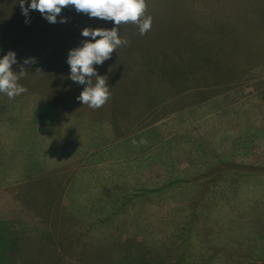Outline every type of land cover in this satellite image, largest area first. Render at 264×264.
<instances>
[{
	"label": "rangeland",
	"instance_id": "obj_1",
	"mask_svg": "<svg viewBox=\"0 0 264 264\" xmlns=\"http://www.w3.org/2000/svg\"><path fill=\"white\" fill-rule=\"evenodd\" d=\"M146 4L150 30L122 24L129 44L94 65L112 94L94 110L76 99L68 54L85 27L114 22L68 6L53 24L0 0V58L14 51L17 72L36 59L25 93H0V264H264V197L248 199L264 179L247 180L264 178V0ZM26 189L38 196L25 209ZM65 189L103 201L100 229L70 218L68 262L51 237L61 198L48 197Z\"/></svg>",
	"mask_w": 264,
	"mask_h": 264
},
{
	"label": "clouds",
	"instance_id": "obj_2",
	"mask_svg": "<svg viewBox=\"0 0 264 264\" xmlns=\"http://www.w3.org/2000/svg\"><path fill=\"white\" fill-rule=\"evenodd\" d=\"M26 0H19L22 14L27 17L30 10H36L49 23H57L62 9L73 6L78 13L87 14L90 18H99L105 21H113L114 27L89 28L85 27L81 35L85 38L82 46L69 51L67 63L70 66L69 79L79 85H85L80 95L76 98L83 105L91 109H99L111 98L106 76L97 74L94 65L102 64L110 59L118 47L127 46L129 41L119 36V28L122 24L133 23L139 29L140 35H145L151 28L152 17L147 15L146 0H31L25 6ZM25 23H30L25 20ZM59 23H67V18L61 17ZM99 37V39H97ZM18 63L14 51H8L0 58V93L13 99L27 91L19 83V80L28 75L24 65L36 63V59L27 58L19 65L20 71H14L13 65ZM41 74L43 72L37 69ZM95 80V82H94ZM135 144L136 141H133ZM140 143L146 144V140Z\"/></svg>",
	"mask_w": 264,
	"mask_h": 264
},
{
	"label": "crops",
	"instance_id": "obj_3",
	"mask_svg": "<svg viewBox=\"0 0 264 264\" xmlns=\"http://www.w3.org/2000/svg\"><path fill=\"white\" fill-rule=\"evenodd\" d=\"M75 10V8H74ZM74 14V17L75 16H79V13L77 11L75 12H72ZM83 18H85V15H83ZM255 159V157H253ZM253 162H257V160H254ZM256 179V180H255ZM264 178L260 177L258 178L257 175H253L251 176L249 179L250 182H254L256 183L257 180L259 182L263 181ZM241 180V178H240ZM260 185H263V184H260ZM238 189V196L235 194L234 196H236L237 198H240L242 195V191H245L246 189L242 190L241 188H237ZM51 192V193H49ZM18 194L19 197H20V200H19V207H23V208H32V204H30L27 200V196H33L34 197H37L38 195L36 194V191H27L24 190V191H19ZM231 195V194H230ZM23 196H24V199H23ZM44 196V194H43ZM60 197L61 198V203L59 204L60 207H62V213L65 218H66V225H64V218L61 217V218H58L61 222L58 223V225L56 226L57 229L55 230V232L51 231V237H59V239L61 238V241L59 243H61L63 245V248L62 250L59 249L58 247H55V254H57L61 259L62 261L64 262H68V259H69V253H65L64 252V248L66 247L68 249V246H69V242H68V238L70 236L69 234V221H70V218H72L73 220H76L77 222L79 220H85L86 223H89V226H93L94 228H99V227H96V224H98L101 220V208H102V205H103V201L99 200L102 196L101 192L97 189H94V190H83V189H79V190H68V189H65V190H62L61 192H54V190H49L48 191V197ZM233 196V197H234ZM70 197L72 198H75V199H69ZM80 197H85V198H82L80 199ZM262 197H264V185L262 187H257L255 192H254V197L252 198H248L249 200H251L254 204V206L256 207L258 205V207H262L263 206V203H260L258 201H260V199H262ZM89 198H94V200L92 199H89ZM257 200V201H256ZM255 201L257 203H255ZM33 202H36V200L33 199ZM55 204L58 203L57 201H54ZM51 205V207L53 208L54 204L52 203V201L50 203H47L45 202V205ZM44 205V207H45ZM80 208V209H79ZM101 210V211H100ZM47 212V219H46V224L49 225L48 222L51 223V219H53L54 215L55 214H52L54 212H52L51 210H46ZM238 212H242V209H240ZM35 213L33 211L30 210V213ZM72 214V216H71ZM26 220H29V221H38L39 220V216L36 214H34V216H27L25 218ZM5 225L2 224L1 227H4ZM37 229V227H36ZM100 229V228H99ZM38 230H40L38 228ZM95 231V230H94ZM95 233V232H94ZM31 234V232H30ZM63 237H65V241L63 239ZM98 238H100L98 236ZM95 240V239H94ZM94 243H97L96 240L94 241ZM56 246V244H54ZM53 245V246H54ZM58 245V244H57ZM97 245H101V242L97 243ZM69 252H71L69 250ZM98 252V250H97ZM65 254V255H64Z\"/></svg>",
	"mask_w": 264,
	"mask_h": 264
}]
</instances>
